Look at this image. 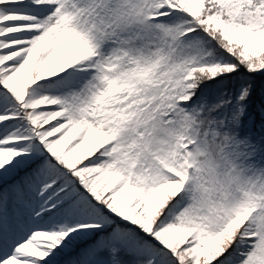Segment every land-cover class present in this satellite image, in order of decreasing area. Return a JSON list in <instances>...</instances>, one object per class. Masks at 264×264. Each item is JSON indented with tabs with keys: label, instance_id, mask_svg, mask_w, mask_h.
Masks as SVG:
<instances>
[{
	"label": "snow or ice",
	"instance_id": "obj_1",
	"mask_svg": "<svg viewBox=\"0 0 264 264\" xmlns=\"http://www.w3.org/2000/svg\"><path fill=\"white\" fill-rule=\"evenodd\" d=\"M256 75L264 0H0V264H264Z\"/></svg>",
	"mask_w": 264,
	"mask_h": 264
},
{
	"label": "trees",
	"instance_id": "obj_2",
	"mask_svg": "<svg viewBox=\"0 0 264 264\" xmlns=\"http://www.w3.org/2000/svg\"><path fill=\"white\" fill-rule=\"evenodd\" d=\"M253 84H254L253 95L255 96L256 99V96L264 92V76L256 75L253 79Z\"/></svg>",
	"mask_w": 264,
	"mask_h": 264
},
{
	"label": "rangeland",
	"instance_id": "obj_3",
	"mask_svg": "<svg viewBox=\"0 0 264 264\" xmlns=\"http://www.w3.org/2000/svg\"><path fill=\"white\" fill-rule=\"evenodd\" d=\"M259 120H257V122H258ZM90 242V241H89ZM75 255V252H70V253H68L65 257H63V259H65V260H70L73 256Z\"/></svg>",
	"mask_w": 264,
	"mask_h": 264
}]
</instances>
